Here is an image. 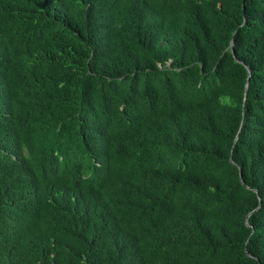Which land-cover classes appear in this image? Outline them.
Returning a JSON list of instances; mask_svg holds the SVG:
<instances>
[{
    "label": "trees",
    "instance_id": "1",
    "mask_svg": "<svg viewBox=\"0 0 264 264\" xmlns=\"http://www.w3.org/2000/svg\"><path fill=\"white\" fill-rule=\"evenodd\" d=\"M0 264H264V0H0Z\"/></svg>",
    "mask_w": 264,
    "mask_h": 264
}]
</instances>
